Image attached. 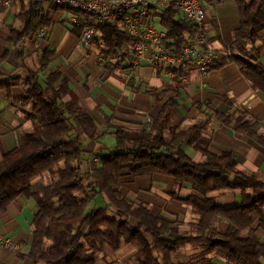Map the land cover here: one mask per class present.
Listing matches in <instances>:
<instances>
[{
	"label": "trees",
	"instance_id": "obj_1",
	"mask_svg": "<svg viewBox=\"0 0 264 264\" xmlns=\"http://www.w3.org/2000/svg\"><path fill=\"white\" fill-rule=\"evenodd\" d=\"M239 26L232 42L218 54L209 70L235 63L252 88L264 94V69L257 63L262 44L258 33L264 29V0H234ZM58 7V6H57ZM64 8V7H58ZM75 33L93 27L97 44L107 56L121 63L133 39L117 24L105 26L79 11ZM166 31L165 44L177 51L184 34L195 32L170 3L161 13ZM16 19L21 30L11 28L7 42L11 46L30 40L49 24L43 6L30 0L22 6ZM9 49L3 50L0 62ZM51 51L41 54V65L34 72L25 68L26 90L19 108L31 129L13 150L2 154L0 162V216L8 204L22 197L36 205L31 221V243L26 258L33 264H98L105 248L116 251L124 245L136 250L135 264H174L172 256L187 243H196L195 257L209 255L228 264H264V181L237 168L229 152L214 155L202 151V160L193 161L184 147L196 149L204 126L182 129L175 124L171 111L180 95L178 77L185 66L173 70L174 77L158 89L145 93L161 103L148 130L136 139L124 136L121 127L114 130V147L97 154L100 167L83 168V143L79 130L87 139L97 138L96 126L70 89L68 80L58 70H49ZM16 81L5 86L6 94ZM31 104V109L25 108ZM220 123L264 147V135L256 131L257 123L240 115L232 118L215 113ZM160 174L171 177L174 190L194 191L181 200L196 217L190 235L180 232L179 222L154 217L147 205L137 204L119 191V179ZM250 190L251 193H247ZM240 191L237 206H217L214 194ZM97 197L107 206L92 207ZM133 221V222H131ZM206 262V261H205ZM186 264H206L203 261Z\"/></svg>",
	"mask_w": 264,
	"mask_h": 264
},
{
	"label": "crops",
	"instance_id": "obj_2",
	"mask_svg": "<svg viewBox=\"0 0 264 264\" xmlns=\"http://www.w3.org/2000/svg\"><path fill=\"white\" fill-rule=\"evenodd\" d=\"M29 2L11 0L10 6L4 7L0 0V58L3 50L9 49L5 60L0 62V162L2 154L16 148L31 129L30 122L24 121L19 108L21 95L26 90L25 68L36 72L41 65L42 52L47 50L52 52L48 69L58 70L68 80L70 89L96 126L97 138L94 140L87 139L77 130L83 143V168L92 171L100 167L97 154L114 147L115 128H123L124 136L129 139H136L142 130H148L161 103L148 96L145 90L160 88L174 74L146 61L132 66L128 48V56L121 63L117 58L107 56L102 45L95 41L84 48L79 42L81 34L75 33L79 17L67 8L54 5L43 6L50 22L41 28L42 36L38 35L39 29L30 40L11 46L7 42L9 30H21L22 24L16 15ZM198 2L206 13L203 33L218 54L230 46L232 33L239 26L235 1ZM160 15L150 19L149 25L165 31ZM258 36L260 41L257 44H262V51L257 63L264 69V29ZM185 73L171 117L182 129L193 125L205 128L196 149L185 146L184 152L195 162L202 160V151L217 156L229 152L239 170L264 181V147L237 134L213 116L215 113L232 118L244 115L246 119L255 121L257 133L264 135V94L252 88L235 63L209 70L204 76L189 64L185 66ZM14 80L16 83L10 87L7 96L5 86ZM25 110L29 111L30 105ZM173 190V179L160 174L119 179V191L123 196L137 204L147 205L154 217L179 222L180 232L190 235L196 217L181 200L194 191L189 187L179 188L176 190L179 199H174L170 196ZM213 197L217 206L233 208L239 204L241 192L218 193ZM104 206L113 211L103 197H97L92 205L95 208ZM36 211L34 202L22 197L7 205L5 213L0 216V264H33L26 255L31 243V221ZM8 242L11 244L9 247L5 246ZM197 247L193 242L183 245L172 256V261L174 264L195 261L228 264L209 255L195 257ZM135 255L136 250L131 245H124L116 251L105 248L98 257V264H135Z\"/></svg>",
	"mask_w": 264,
	"mask_h": 264
},
{
	"label": "built area",
	"instance_id": "obj_3",
	"mask_svg": "<svg viewBox=\"0 0 264 264\" xmlns=\"http://www.w3.org/2000/svg\"><path fill=\"white\" fill-rule=\"evenodd\" d=\"M37 4L54 5L75 10L91 16L97 24L110 26L117 24L130 36L134 43L127 46L132 55V66L146 61L160 65L169 72L181 66L192 65L201 76L206 75L213 65L216 55L203 33L206 17L204 8L198 0H35ZM11 0H2L4 7H9ZM173 3L177 12L196 31L184 35V43L177 51L170 50L165 44L166 31H159L149 25L150 19L165 11ZM43 30H39L42 36ZM97 34L93 27L85 28L79 38L80 44L87 48ZM174 74V73H173ZM185 71L178 77L179 82L185 78ZM1 240V237H0ZM5 246H11L8 242Z\"/></svg>",
	"mask_w": 264,
	"mask_h": 264
},
{
	"label": "rangeland",
	"instance_id": "obj_4",
	"mask_svg": "<svg viewBox=\"0 0 264 264\" xmlns=\"http://www.w3.org/2000/svg\"><path fill=\"white\" fill-rule=\"evenodd\" d=\"M95 39H97V38H95ZM94 41V40H93ZM100 44V43H99ZM30 109H31V104H30Z\"/></svg>",
	"mask_w": 264,
	"mask_h": 264
}]
</instances>
